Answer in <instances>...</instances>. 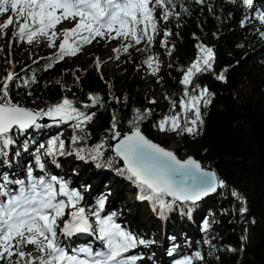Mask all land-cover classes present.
<instances>
[{
  "label": "trees",
  "instance_id": "16d2710c",
  "mask_svg": "<svg viewBox=\"0 0 264 264\" xmlns=\"http://www.w3.org/2000/svg\"><path fill=\"white\" fill-rule=\"evenodd\" d=\"M181 3L187 12L182 10ZM175 12L180 15L164 21L160 19L162 10H156L158 33L150 47L142 41L130 47L127 53L122 51L119 59L113 52L110 61H120V70L111 76L101 74L94 60L93 54L102 47L100 38L81 48L90 45L86 54L80 50L75 56L53 63L47 70L45 66L51 62L48 58L58 50L59 38L51 54L47 53L48 44H29L14 37L13 45L7 47L2 38L0 80L8 71L19 77L9 87L14 103L33 110L34 104L41 102L42 109H46L66 98L74 107L89 114L94 112L95 116L89 126H85L89 134L87 139L75 145L70 142L73 121L59 125L48 123V127L31 128L25 135L15 136L17 142L7 150L8 156H0V175L26 181L29 167L34 176L43 175L35 165L36 148L60 135L65 141L66 152L71 154L55 158L44 156L45 172L48 176L62 178L70 189L79 190L83 195L81 206L96 209L97 201L103 198L102 218L112 216L124 230L154 241L138 245L125 254L137 256L135 264H170L186 256L194 257L197 252L202 259L194 258L193 264H264V35H261L264 24L258 19L264 14V0H252L250 8L242 0H204L203 4L195 0H176ZM165 30L171 33L166 47L161 45ZM198 44L213 49V68L194 76L188 91L199 95L200 90L206 88L210 103L200 106L204 123L198 125L196 137L182 136L180 148L174 152L177 156H191L202 168H211L223 186H218L214 196L197 203L176 201L161 214L158 206L138 198L140 190L126 173H118L117 169L124 166L108 142L112 117L116 115L117 130L125 134L132 130L129 121L135 115L134 110L139 109L141 113L147 110V117L139 122L141 132L160 146L168 147L170 139L156 134L157 123L173 103L176 107L181 99H186L185 86L180 81L198 55ZM106 45L119 48L121 41L111 40ZM168 49H171L170 55ZM160 55L171 58V63L163 71L165 91L162 99L150 103L144 92L147 84L141 80L138 68L146 65L144 61L148 56L158 59ZM75 62L87 67L82 69ZM220 73L224 74V81L216 78ZM33 76L35 83H31ZM24 80H29L28 86L23 85ZM17 83L21 85L19 88L15 86ZM90 95H99L100 103L93 104ZM88 102L93 106L84 108ZM101 141L105 143L102 166L98 167L87 151L85 159L75 154L74 149H91ZM75 162L80 164L78 172L72 169ZM107 181H111L109 187ZM127 193L133 198L130 202L125 196ZM165 199L171 200L170 197ZM149 207L154 208L152 216L148 214ZM242 208L245 211L241 212ZM67 218L59 221L60 227ZM206 221L207 229L204 227ZM90 222L94 231L89 232L88 238L76 240L61 235V242L69 254L84 245H90L93 251L103 250L95 231V217L90 216ZM57 231L59 234V229ZM158 235L161 239L155 241ZM25 251L33 249L28 246Z\"/></svg>",
  "mask_w": 264,
  "mask_h": 264
},
{
  "label": "snow or ice",
  "instance_id": "6c2138e0",
  "mask_svg": "<svg viewBox=\"0 0 264 264\" xmlns=\"http://www.w3.org/2000/svg\"><path fill=\"white\" fill-rule=\"evenodd\" d=\"M195 2L203 4L204 0ZM242 2L249 8L252 6V0ZM175 7L176 0H0V15H7V19L0 23V35L10 26H14L12 35L21 41L26 40L29 44L39 43L43 38L47 40L48 47H53L59 38L58 50L48 58L51 62L45 66V70L65 57L77 55L85 44H90L97 38L108 41L119 39L121 46L113 49L115 58L119 59L122 51L127 53L130 47L139 45L142 41L150 47L158 33L156 10L161 9L160 19L167 21L170 16L180 15L175 12ZM181 8L187 12L182 3ZM258 19L264 24V14H260ZM65 21L71 22L73 26L57 31L58 26ZM241 26H244L243 21ZM163 35L161 45L166 47L167 37L171 33L165 30ZM197 48L199 51L196 59L183 72L180 81L185 86L186 99L180 100V111L176 115L165 116L158 122L161 132H186L194 135L198 125L202 126L204 123L200 105L203 103L206 107L210 103L208 90L204 88L199 95H194L188 91V86L193 84L194 76L212 70L215 57L211 47L198 44ZM168 54H171V49H168ZM144 63L150 74L155 76L159 70L158 59L148 56ZM216 78L225 80L223 73ZM17 79L19 77L15 73L8 71L0 80V156H8L7 150L17 142L15 136H23L31 128L48 127L49 125L38 123V120L45 117L56 125L74 122L70 125L73 130L71 144L75 145L87 139L89 134L85 125L92 121L94 112L89 114L81 111L66 98L46 109L36 111L20 106L11 100L9 94L10 85ZM35 82L33 76L31 83ZM23 85L28 86L29 80H24ZM15 86L19 88L21 85L17 83ZM89 99L93 104L101 101L99 95H90ZM83 107L89 108L91 105L85 104ZM134 113L129 121L132 130L123 135L117 130L118 120L113 115L110 138L117 141L111 146V150L124 164L117 171L122 175L126 173L127 178L139 188V199L150 201L163 214L176 201L195 203L203 196L215 192L218 186H223V182L218 181L214 172L204 170L195 159L189 157L180 160L172 151L148 139L139 127V122L147 117L148 111L141 113L139 109H135ZM27 148L28 144L25 142L24 149ZM104 148L105 143L101 141L91 149L76 148L74 151L79 159H85L84 153L87 151L89 158L97 161V166L100 167ZM67 154L71 153L66 152L65 141L57 135L49 138L46 145L41 143L36 148L35 165L43 175L34 176L31 167L27 169L26 181L10 179L7 174L0 175V262L135 264L138 257L125 254L138 245H148L154 241L139 238L124 230L112 216L102 218L100 210L104 208L103 198L97 201L96 209H86L81 206L83 195L79 190L70 189L68 183L56 175L48 176L42 163L43 157L55 158L57 155ZM111 163L110 160L109 164ZM11 185L17 187L12 188ZM166 197L171 200H166ZM243 211L245 209L242 208L241 212ZM65 216L68 218L63 219V226L60 227L59 221ZM90 216L95 217V231L103 244V250L94 252L91 248H81L73 249L72 254H69L61 242V235L71 237L77 233L94 231ZM204 227H209L207 221ZM28 246L33 251H25ZM81 254L84 258H81ZM194 258L202 259L197 252L194 257L186 256L176 260L175 264H193Z\"/></svg>",
  "mask_w": 264,
  "mask_h": 264
},
{
  "label": "rangeland",
  "instance_id": "374dc122",
  "mask_svg": "<svg viewBox=\"0 0 264 264\" xmlns=\"http://www.w3.org/2000/svg\"><path fill=\"white\" fill-rule=\"evenodd\" d=\"M5 19H7V15H0V23H3ZM72 26H73V24L71 22L65 21V22H63L62 24H60L58 26L57 31H60V30L65 29V28H71ZM13 31H14V26H10L7 30H5V33L3 35H0V40L2 38H4L7 47L12 46L13 43H14V41H13L14 36L12 35ZM39 42H41L43 44H48L47 40L43 39V38H41ZM107 42H108V40L101 39L100 45L102 47H101L100 51L97 52V53H94L93 56H95L94 57L95 62H99V64L102 63V65L99 67L100 73L103 74V75H106V76H111V75H115V74H117L119 72V70H120V67H119L120 66V61H110V59L113 57V54H114L113 53V49H115V46L106 45ZM90 45H91V43H90ZM90 45H88L87 47L81 49V52L83 51L85 53ZM54 49H55L54 46L53 47H48L47 53L51 54L54 51ZM158 61H159V70H158V72H157V74L155 76L150 74V70H149L147 65L140 66L138 68V74H139L141 80L145 84H147L145 86V88H144V92L146 94H148L149 99L151 101H160L162 99V97H163V92L165 91V87H164V84H163V82H164L163 71H164L165 67L168 66L171 63V58H169L167 56H161L160 55V57L158 58ZM75 65H77V66L81 65L82 69L87 67V65H85L84 63H81V62H75ZM83 66H85V67H83ZM0 78H1V66H0ZM42 108H43V103H41V102H37L33 106V110L34 111L40 110ZM179 111H180L179 106H176L175 108L172 107L169 111H167L166 113H164V114H162L160 116L158 122L160 120H162L165 116L176 115ZM50 123H53V122H50ZM181 123L183 124V119L181 120ZM85 126H89V123L86 124ZM156 129H157V131H156L157 133L156 134L158 136L170 139V140L168 139L170 141V144L168 146L170 151H175V150L180 148V144L179 143H180V138L182 136H187L189 139H193V138L196 137V135L198 133V128H197V133L194 134V135H189L186 132L182 133V134L179 133V132H173V131L161 132L158 129V123H157V128ZM178 158L180 160H185L187 158V155L181 154V155L178 156ZM72 164H73V161H72ZM74 164L75 165L72 167V169L75 170L76 172H78L79 169H80V164L78 162H75ZM107 183H108L107 187H109V185L111 184V181H107ZM215 193H214V195H215ZM85 195L87 196V194H85ZM125 196L129 200V202H130V200L133 199L132 196L130 194H128V193ZM136 196H137V194L134 196V198H136ZM186 203H191V202H186ZM150 206H152V205H150ZM89 208H91V207L86 206V209H89ZM91 209H93V208H91ZM153 210H154L153 207H151V208L149 207L148 208V214L150 216H152V214H153L152 211ZM158 233H159V231H158ZM88 237H89V235L87 236V238ZM160 239H161V236L158 235L155 238V241H158ZM64 240L65 239L63 238L62 241H64ZM76 240H79V239H76ZM83 248H91V246L90 245H84ZM91 249L94 250L93 248H91ZM95 251H97V250H95ZM81 258H84L83 254H81ZM170 264H175V261L170 263Z\"/></svg>",
  "mask_w": 264,
  "mask_h": 264
},
{
  "label": "water",
  "instance_id": "95a60500",
  "mask_svg": "<svg viewBox=\"0 0 264 264\" xmlns=\"http://www.w3.org/2000/svg\"><path fill=\"white\" fill-rule=\"evenodd\" d=\"M88 105H91V106H93V104L91 103V102H88ZM38 122H40L41 124H48V123H50V122H53L52 120H50V119H48V118H42V119H40V121L38 120ZM128 133H130V132H128ZM112 135V134H111ZM111 135L108 137V142H109V144H110V148H111V146H114L115 145V143L117 142L116 140H112L110 137H111ZM123 135V134H122ZM119 139V138H118ZM152 141V140H151ZM154 143H156V142H154ZM157 144V143H156ZM159 145V144H158ZM160 146V145H159ZM162 147V146H161ZM164 149H166V150H169L170 151V149H167V148H165V147H163ZM113 152V151H112ZM114 153V152H113ZM174 153V152H173ZM175 154V153H174ZM176 155V154H175ZM177 156V155H176ZM189 157H191V156H187V158H189ZM177 158H178V156H177ZM186 158V159H187ZM192 158V157H191ZM179 159V158H178ZM120 160V159H119ZM122 163H123V161L122 160H120ZM198 162V161H197ZM123 166H124V164H123ZM202 167V166H201ZM204 170H206V171H211V172H214L211 168H203ZM217 177V176H216ZM217 189H218V187H217ZM217 189H216V191H217ZM215 191V192H216ZM215 192H212V193H209L207 196H203L200 200H198V201H196L195 203H197V202H200L203 198H208V197H210V196H213L214 195V193ZM192 203V202H191Z\"/></svg>",
  "mask_w": 264,
  "mask_h": 264
},
{
  "label": "bare ground",
  "instance_id": "6f19581e",
  "mask_svg": "<svg viewBox=\"0 0 264 264\" xmlns=\"http://www.w3.org/2000/svg\"><path fill=\"white\" fill-rule=\"evenodd\" d=\"M40 121V120H39ZM110 145V144H109ZM165 148H167V149H169L168 147H165ZM172 152H174V151H172ZM175 153V152H174Z\"/></svg>",
  "mask_w": 264,
  "mask_h": 264
}]
</instances>
